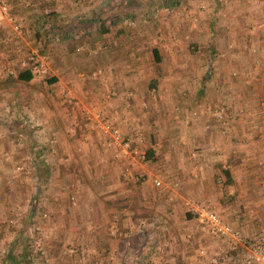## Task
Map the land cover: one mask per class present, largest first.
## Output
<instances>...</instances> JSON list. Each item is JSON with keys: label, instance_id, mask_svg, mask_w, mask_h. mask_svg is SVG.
<instances>
[{"label": "crops", "instance_id": "1", "mask_svg": "<svg viewBox=\"0 0 264 264\" xmlns=\"http://www.w3.org/2000/svg\"><path fill=\"white\" fill-rule=\"evenodd\" d=\"M6 1L12 21L0 11V149L8 147L11 137L21 139V143L29 147L28 151L17 147L12 155L14 160L7 159L0 151V165L4 162L1 171L4 174L12 171L8 162L27 158L28 162L42 161L35 146L39 147L42 139H37L36 133H29L23 123L25 107L35 109L37 116L42 114L36 104L43 94L54 102L46 89H52L57 81L69 84L82 103L102 97V79L88 73V69L98 65L112 85L126 89L123 92L126 103L114 98V106L103 103L105 111L128 114L133 125L140 124L143 130L151 131L153 141L143 144L148 146L146 149L151 151V156L156 157V166L162 169L158 174L165 176L164 168L172 169L175 178L171 185L153 187L149 183H135L132 175L121 177L119 172L124 160L132 155L99 163L98 136L88 135L81 124L73 123L76 114L72 109L63 105L57 107L54 102L56 110L47 109L42 119H50L44 123L49 125L45 130L54 140L58 138L52 142L61 155L52 157V160L56 158L54 165L44 173L38 169L36 175H27L21 170L23 180L35 179L28 209L54 213L51 225L59 233L54 235L50 247H55V242L64 246L68 240H73L83 258L95 257L106 260L105 264H212L214 255L220 252L219 264H245L241 255L237 256L238 251H244L247 244L252 243L249 240L256 242L257 228L264 226V188L258 186L259 179H264V159L246 155L243 148L251 137L252 126L231 123L225 125L224 134L220 124L201 118L205 99L212 90L211 81L208 82L211 69L208 59L192 49L205 46L208 49L209 46L210 51H215L224 46L232 34L239 48L247 44L264 48V0H261L262 8L243 11L249 16L240 15L237 9L219 12L214 7L207 16L204 11L200 12L198 22L192 27L169 28L164 34L166 42L162 44L140 27L111 26L114 21L111 16L128 17L133 12V0H109L105 6L102 3L107 0ZM218 13L221 26L216 22ZM107 17L111 18V23ZM13 21L19 25L21 34L13 29ZM232 22L235 25H231ZM247 22L255 25L249 29ZM93 42L101 49V54L89 57L84 53L85 46ZM76 43L85 45L84 51H73ZM35 48L45 53L46 65L55 72L52 81L46 79L42 91L38 89L42 79L24 62L27 52ZM234 60L237 61L231 63L240 69L242 61ZM222 65L223 61L218 62L215 73H223ZM24 67L33 70L30 79L12 77ZM214 77L221 78L219 82L234 93L228 96L239 98L238 92L243 87L240 80L231 81L226 74V79L223 74L213 73L211 80ZM19 101L23 110L19 109ZM184 114L190 115V121L181 124L182 118L178 120L177 115ZM228 135L231 138L226 137ZM249 141L258 146L264 138ZM76 143L83 148L80 154L74 151ZM190 146H195L194 156L185 153ZM69 151H74L77 157H65ZM64 160L70 161L73 167L65 166ZM250 162L258 166L250 168ZM23 163L19 165L23 167ZM140 170H145L144 164L140 165ZM218 175H224L227 182L219 190L213 184ZM72 178L74 182L68 183ZM22 184L26 186L25 181ZM70 184H78L77 205L66 201L72 188ZM188 196L210 201L216 211H221V215L217 213L222 219L234 227L236 237L220 238L201 231L184 207ZM90 223L91 227L87 228ZM15 241L17 239L5 249L1 248L0 264H33L26 250L23 251L29 241L23 239V245L17 247ZM228 248L236 249L237 253L233 254ZM66 252L59 255L68 259Z\"/></svg>", "mask_w": 264, "mask_h": 264}, {"label": "rangeland", "instance_id": "2", "mask_svg": "<svg viewBox=\"0 0 264 264\" xmlns=\"http://www.w3.org/2000/svg\"><path fill=\"white\" fill-rule=\"evenodd\" d=\"M160 1L161 0H152V1L133 0L132 1L133 8L131 9V12L132 11L133 12L130 13L128 17H126V15H123L121 17L120 15H117L116 16L117 18H113L114 16H111L112 20H114L112 21L113 23H111V18L109 17H107L106 20L110 19L111 26L115 28L127 26L130 27V29H137L138 27H140L141 29L146 30L148 34L150 32L151 36L157 39V41H160V43L162 44L164 43V41L166 42L164 38L165 37L164 34L169 28L173 27L174 29H179L180 27L182 28L184 27L186 29L192 27L195 23L198 22V15L200 12L204 11L203 13H205V15L207 16L211 13L210 11L214 7V9L215 10L218 9L217 11L219 12L225 10L233 11L237 9L238 13L241 15L243 14L244 10L246 11L256 10L263 5V3L261 4V0H164L163 2ZM195 1H197L196 4H194ZM210 1H212L213 3L210 4L209 3ZM108 2L109 0H107V2H103L102 4H104L105 6L108 5ZM111 4L113 5V3ZM243 16H249V14L247 15L246 13L243 14ZM220 17L221 15L220 13H218V15L216 16L217 19L216 22L218 23L219 26H221V22L219 23L218 21H222ZM239 19L244 22L242 18ZM236 21L237 20H235V22ZM246 21L248 20L246 19ZM246 24H248V22ZM231 25H235V23L232 22ZM253 25L255 24L253 23L251 25L248 24L247 27H249L250 29ZM230 29L232 28L230 27ZM21 33L22 31L19 32V34ZM225 43L226 44L224 46L215 49V51H210L209 46L208 49L207 46L198 47V48L191 47L193 48L192 50L195 53H199V54L201 53L200 55H204L206 59H208V65H210V69H211V71H209L208 74V82L211 81L210 87L212 88V90L208 94V98L205 99V104L203 105L204 109L202 110L203 114L201 115V118L204 121H208V123L210 122V123L220 124L222 127L221 128L222 133L224 134L226 133L225 125L229 126V124L231 123H238L240 125L242 124V125L252 126L253 129L252 132H254V134H251L252 133L251 132L250 133L251 137L248 138L252 141L257 138L261 140L264 138V48L261 49L260 47H257L254 44L252 45L247 44L239 48L238 46H240V44L237 42L236 37L233 34L226 39ZM84 46L85 45L76 43L73 46V51L78 53L80 52V50H82ZM85 47H87L88 51L86 50V52L84 53L89 57H94L101 54L100 53L101 49L97 47L94 44V42L91 43L90 46L87 45ZM204 53H206V55ZM235 58L239 59V61L241 60L243 63L240 69H238L236 65L231 63L237 61L234 60ZM45 60H46V55H45ZM222 61L224 62V65H222V68L224 67L223 73H220L219 71L218 73H215L217 72L215 67L218 65V62L222 63ZM44 63L46 68L44 73L34 71L35 72L34 74L40 76V79H42V82L38 83V89L41 91L43 90L42 88L44 84L45 86L47 84L46 79L48 77H51L52 73H55L50 68H48V66L46 65V61H44ZM152 63H155L154 59ZM30 66L32 65L30 64ZM243 66L245 68H243ZM88 73L91 75V77L96 76L98 79H102L101 85L103 86L102 89L100 87L102 91V97L96 99H90L91 102L88 101L87 103L85 102L82 103L78 101L73 94L71 86L61 81L59 82L57 81L55 85L52 86V89L47 88L46 91L50 93L51 99H53V101L56 102L57 107L63 105L69 109H72L75 112L76 115L73 123L81 124L82 127L85 128V132H87L88 135L95 134L96 136H98L99 141L96 142L98 145L100 143L101 144H100V150L98 151V155H97V161L103 164L105 162L107 163V160L109 161L110 160L117 161L119 159L123 160L124 159L123 157L128 156V155L125 156L126 153H122L117 156L116 153L117 151H119V146H117L116 144L114 145L113 143L109 145L106 144L108 138L106 137L104 132H102L101 124L104 122H109L113 124L120 132L121 143L125 140L129 141V148L128 147L127 148L129 149L128 150L129 156L132 155V157L128 156L129 158L127 160H124V163L119 172V175L121 177H127L132 175L134 177L132 179L133 181H135V183H144V184L149 183L153 187L155 186L154 184H152L151 181L153 177L159 178L161 180L162 186L173 184L174 181L173 179L175 178L172 177V173H171L172 169L164 168V171L166 170L165 172L166 175L162 176L161 174H158L162 172V169L161 168L158 169V167L156 166V162L154 161L156 157L151 156L152 154L146 156V150H147L146 148L148 146L143 143L153 141L150 136L151 131L149 132L147 130H143L140 124L133 125L132 120H130L131 118L128 117V114L127 115L125 114L118 115L115 113L109 114V112L105 111L104 108L105 105L103 103L114 106L113 104L114 98L117 99L118 101H121L122 104L126 103V99L124 98L125 94L123 93L126 89L116 85H112L109 82V80L106 78L103 69L98 65L96 66L94 65L92 68L88 69ZM213 73L219 76L223 74L224 79L227 78L231 81L240 80L239 83L242 84L244 87V88L242 87V89H244V91H242L243 94L241 92L242 90L241 89L238 92L240 95L239 98H237V96L235 97L228 96V94H232L233 92L227 89V86L225 88V86L219 82L221 78L214 77L211 80ZM225 74L227 75L226 78H225ZM216 78H218L219 80ZM214 80H218V83H215ZM40 85L42 86L39 87ZM38 102L39 103L36 104V108H38L37 110H39L40 113L42 112V114L37 116L36 110L33 108H30L29 110V107H25L26 110H24V114H22V112L21 114L22 116L24 115L23 123H25L26 129L29 130V133H36L37 139H42L39 143L40 144L39 147L37 146V144L35 145L36 148L39 150L37 154L40 153V155H42L41 156L42 161L36 162L33 159V160H29L28 162V158H27L26 160L25 159L21 160V162H24L23 167L19 165V163L21 162H15V163L8 162L11 165L12 171L14 169L16 170L15 172L11 171L9 174L8 173L4 174L1 171L3 170L1 166L4 164V162H2L0 165V250L1 248L5 249L6 246L7 247L10 246L11 241L13 239L15 240L17 239V241H15L16 247L17 245L20 244H21L20 246H22L24 243L22 241L24 239L29 242H27L26 244L28 245V248L25 247L23 251L26 250L27 254L29 255V259L33 264H62L65 261L66 264H105L106 260L105 261L99 260L98 258L95 257H90L88 259L83 258L79 252L80 247H78V245L76 246L73 240H68L64 244V246H61L60 243L55 242L54 246L57 248L50 247L53 246L51 244L53 242L54 235L59 233V230H57L55 227L51 225L52 220H54L53 218L54 213L53 212L50 213L49 211H45L42 209H37L34 211L32 210L30 211V209H28V200L32 196L31 190L33 189V184L35 179L31 178L30 181L23 180L22 176L24 173H21V170H24L27 175H30L31 173L32 175H36L35 171L38 169L41 170V172L43 171L42 173H44L54 165V161L56 160V158H58L61 155L58 152V146L53 145L58 138H55L54 140L53 136H48V132H46L48 130H45V126L47 127L49 125H45L44 123L50 121V119L49 120L42 119V117L44 116L43 114H45V111L47 109L56 110L55 104L54 102L52 103L49 100V97L44 98V94L41 97V101ZM21 104L22 102L19 101L20 106ZM215 105H222L225 110L223 116L219 119L208 111L209 107ZM23 107L21 106L19 107V109L23 110ZM29 118H31L30 122L28 120ZM180 118H182L181 120L183 121V122L182 121L179 122L181 124L184 122L188 123L190 121L189 114H184L181 117L177 115V119L179 120ZM20 119L23 120L22 118ZM30 123L32 125H30ZM83 124L85 125L83 126ZM25 133L28 134V131H26ZM81 136H83V134ZM78 137H79L78 138L79 141L80 136L78 135ZM226 137L231 138V135H228ZM11 138L13 139L11 140L12 142L10 141L11 143H9L8 147H4V149L2 150L0 149V151L3 153V156H8L7 159L14 160L12 155L14 154V151L17 150V147L20 146L21 149H25V150L27 149L28 151L29 146L28 145L25 146L23 144L24 142L21 143L22 140L19 138L16 140L14 137ZM249 139L246 141V145L242 144L244 145L243 148L246 151V155L248 154L250 156L254 155L256 157H260V158L262 157L264 159V141L260 142L258 146H254L255 144L249 141ZM52 140H54L55 142L53 143ZM78 146L81 147L80 144L77 143L74 145V151H77V154H80L82 153L81 151L83 148L80 149ZM192 147L193 146H190V149L185 150V153H188L186 155L189 154L191 156L195 155V151H194L195 146L193 148ZM254 148L256 151L253 150ZM27 151H25V154L27 153ZM74 151H69V153H67L69 155L65 157L75 159L77 157V154ZM4 152L6 153L4 154ZM258 152L259 153L261 152L262 155L258 154ZM141 153L143 154L142 157L140 156ZM108 154H111L112 157H107ZM30 157L33 158L32 156ZM52 157H56L55 160H52ZM62 157L64 159V156ZM69 162L70 161H66L65 166L73 167L69 165ZM142 164H144V169H145L143 170V172L142 170H140V165ZM252 164L253 165H251L250 162L249 165L250 168L258 166V164H254V163ZM75 166H77V164ZM170 166L172 165L170 164ZM125 167H128L127 171L124 170ZM220 173L222 172L220 171ZM121 177H119V179H122ZM162 180L165 181V184L162 183ZM24 181L26 186L22 184ZM69 182L70 183L74 182V179L73 178L69 179L68 183ZM76 182L78 183V180H76L75 183ZM225 183L227 182L224 175L221 176L218 175L214 178L213 184L216 186L215 188L217 190L221 189V187H223ZM77 186L78 184H70V187L72 188L68 192L66 198V201L70 205H77L78 203L80 193L76 192L78 189ZM258 186L264 188L263 178L259 179ZM190 199L199 203H207L211 207L213 206L210 201L206 202L194 196H188L184 199L183 202L184 207H187L186 200H190ZM188 212H190V214L193 215L190 210H188ZM217 212H219L221 215V211H217ZM86 227L90 228L91 223L89 226ZM231 227L234 228L232 225ZM17 233H19V235L16 236ZM255 235H256L255 239L261 241L264 245V226L258 227ZM18 239L20 240L18 241ZM249 241L253 243L254 240L251 239ZM250 244H247V246L249 247ZM51 249H55V250H51ZM230 249L233 254H235V252L237 253L236 249L234 248H230ZM64 250L67 251L66 253L68 259L66 257H62L59 255L60 253L62 254V251ZM223 250L224 249H222L221 251ZM245 250L246 249H244V251ZM244 251L242 250L238 251L237 256L242 255ZM91 253H93V251ZM220 253L214 255V258L216 260L215 262H211L212 264H219L218 263L219 259L217 255H219Z\"/></svg>", "mask_w": 264, "mask_h": 264}, {"label": "built area", "instance_id": "3", "mask_svg": "<svg viewBox=\"0 0 264 264\" xmlns=\"http://www.w3.org/2000/svg\"><path fill=\"white\" fill-rule=\"evenodd\" d=\"M157 10V9H155ZM169 10V9H167ZM166 10V11H167ZM0 11L11 20V15L9 14V5L6 0H0ZM13 29L18 33L21 31L18 24L13 21L12 25ZM45 55L44 53H40L37 48L31 50L26 54L24 62L27 64L30 63L32 69L34 71L44 73L45 72ZM29 64V65H30ZM208 111L216 116L218 119L221 118L224 114V108L222 105H215L209 107ZM29 122L31 118L28 119ZM30 125H32L30 123ZM101 130L104 132L108 141L107 145L113 143L119 146V151H117L116 155H120L122 153H126L125 156H129V141H123L121 143V135L118 129L109 122H104L101 124ZM128 147V148H127ZM6 152H4L5 154ZM142 157L143 154L141 153ZM17 167V166H16ZM125 171L128 170V167H125ZM152 184L155 186L161 185V180L157 177H153L151 179ZM187 209L191 211L193 217L195 218V225L200 228L201 231L215 237H236V233L231 227V225L222 219V217L215 211L210 205L207 203H199L192 199L186 200ZM241 261L245 264H264V245L261 241L257 240L250 244L249 247L246 248L244 253L240 257ZM215 258L212 259V262H215Z\"/></svg>", "mask_w": 264, "mask_h": 264}, {"label": "trees", "instance_id": "4", "mask_svg": "<svg viewBox=\"0 0 264 264\" xmlns=\"http://www.w3.org/2000/svg\"><path fill=\"white\" fill-rule=\"evenodd\" d=\"M156 60H157V56L155 57ZM33 74V70H31L30 67H24L22 68L21 70H18L14 76L15 79H19V80H23V81H27L28 79L31 78ZM54 78L53 77H48V81H52ZM151 154V151L148 149L146 150V156L150 155ZM223 173L224 174H227L226 170L223 169Z\"/></svg>", "mask_w": 264, "mask_h": 264}]
</instances>
